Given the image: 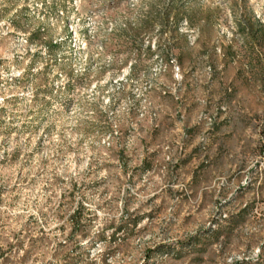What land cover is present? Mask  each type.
<instances>
[{"label":"rangeland","instance_id":"1","mask_svg":"<svg viewBox=\"0 0 264 264\" xmlns=\"http://www.w3.org/2000/svg\"><path fill=\"white\" fill-rule=\"evenodd\" d=\"M0 264H264V0H0Z\"/></svg>","mask_w":264,"mask_h":264}]
</instances>
